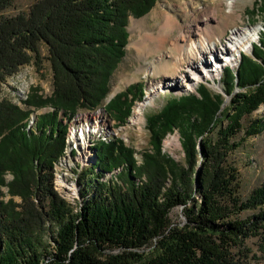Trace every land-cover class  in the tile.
Returning <instances> with one entry per match:
<instances>
[{
  "label": "trees",
  "instance_id": "obj_1",
  "mask_svg": "<svg viewBox=\"0 0 264 264\" xmlns=\"http://www.w3.org/2000/svg\"><path fill=\"white\" fill-rule=\"evenodd\" d=\"M157 1L37 0L28 12L5 16L13 0H0V89L22 66H41V44L48 46L54 77L50 97L37 90L29 96L33 110L0 101V264H246L240 248L264 232V183L244 198L231 155L264 133V117L246 128L242 122L264 104V54L257 46L260 61L243 55L237 70L225 69L230 104L204 83L197 93L171 96L148 118L154 151L145 152L141 164L122 140H99L79 168L82 201L74 205L55 189L54 163L67 144V123L106 98L126 53L130 17L144 16ZM140 95L142 84H132L106 111L124 122ZM38 109L48 110L28 128ZM175 129L185 163L162 152L164 137ZM96 164L98 179L88 189L81 176ZM3 185L8 201L1 198ZM177 207L184 219L174 223Z\"/></svg>",
  "mask_w": 264,
  "mask_h": 264
},
{
  "label": "rangeland",
  "instance_id": "obj_2",
  "mask_svg": "<svg viewBox=\"0 0 264 264\" xmlns=\"http://www.w3.org/2000/svg\"><path fill=\"white\" fill-rule=\"evenodd\" d=\"M36 1L13 0L12 5L3 10L2 14L14 16L21 12H28ZM226 2L227 0H158L150 12L144 16L140 18L131 16L128 23L129 40L126 53L111 77L109 93L99 105L100 108L97 107L94 110L80 109L78 111L77 123H79V129L90 126L95 128L94 130H98V132L107 130L113 137L112 141L120 139L126 146L132 148L136 162L141 164L144 160V153H153L154 151L151 140L152 133L148 127L149 116L158 113L171 96L182 97L189 93H197V89L201 83L206 84L216 92H223L222 79L225 69L230 67L233 70H237L241 62V55L238 54V61L235 64L225 65L218 78L208 77L207 80L200 81L194 89L187 90L185 89L186 82L184 83L179 79L180 74H188L189 68L186 61L184 60L181 66L178 67L175 65V59L169 56L177 54L171 46L173 39L177 35L181 33L185 35L190 26L194 30V33H198V29L200 31L204 30V33L209 38L214 40L215 38L221 39L218 47L222 49L223 45L228 42L227 40L233 29L260 26L259 41L252 44L250 51H242L241 53L246 60L254 58L260 61L254 56V49L257 46V50H261V55L264 54V0H236L230 12H227L226 5L224 4ZM167 17H171L174 25L170 32L171 37L169 39L171 41L162 51V53L168 55V57L165 56L164 61L170 64V67L165 68L158 54L143 58L137 53L135 46L131 47L130 44L132 42L141 44L148 33H153L154 35L160 33L165 27ZM202 17L209 19L202 21ZM196 37H199V34ZM40 53L42 57L40 67L31 62L22 66L17 73L7 77L0 89V101L8 99L23 110L29 111L34 109L33 106L27 104L29 96L33 91L37 90L44 98L50 97L53 94L54 77L51 62L48 60L49 51L46 44H41ZM218 55L221 54L218 53ZM215 57L205 55V57H202V61L205 62L206 58L209 60ZM194 61L198 63L200 57H196ZM201 67L205 68L206 66L202 64ZM228 72L230 73V70ZM138 82L142 84V95L133 101L130 115L124 122H120L114 115L106 111V105L118 93L127 90L130 85ZM153 84H157L158 87L156 89L153 88ZM241 90L240 88L236 89L237 92ZM150 93L153 94L152 96H156L154 104L149 103ZM223 94L226 99L225 105L230 104L232 96L226 93ZM138 107L142 108L145 118L142 123L134 120V113ZM46 110L48 109H38L32 113L28 121V128L34 127L36 115ZM260 117H264V104L251 115L244 117L242 120L243 127L246 128L253 120ZM223 124H226V121ZM69 126L70 123L68 122L67 129H69ZM73 127L77 128L76 126ZM79 129L78 132L81 133ZM243 129L238 132L236 136L237 140L245 135ZM69 132L70 129L67 132L68 135ZM216 133L217 131L214 132L213 137H216ZM173 135L179 136L180 147L171 146V148L165 144L166 140ZM73 140L74 142H71V146L65 147L57 163H54L53 182L56 191L62 198L74 205H78L82 201L80 193L82 186L79 184L78 175L79 168L83 167V164L87 163L89 159L82 148L83 146L87 148L85 145L86 141L81 139V141H78L74 137ZM71 147H73L74 151L71 150ZM161 148L163 153H166L177 162L185 163L186 153L182 144V136L178 129H175L164 137ZM231 160L239 170L241 194L244 198H247L254 189L264 183V133L247 138L232 153ZM98 166L99 164H96L94 169H88L81 176L82 183H86L88 189H93L96 185L98 179L96 170ZM101 169L103 170L104 166L101 165ZM13 178L11 172L5 174L6 182L12 181ZM1 191L3 193L1 198L4 201L12 198L7 185H3ZM83 193L87 194V191L85 190ZM13 198L19 204L22 202L19 196ZM252 213L253 211H248L245 214ZM170 216L174 223L181 222L184 219L182 207L175 208ZM240 249L243 251L242 254L247 255L245 259H243V256L240 257L246 264H264V232L261 235L248 238ZM240 249H236L235 253H240Z\"/></svg>",
  "mask_w": 264,
  "mask_h": 264
},
{
  "label": "bare ground",
  "instance_id": "obj_3",
  "mask_svg": "<svg viewBox=\"0 0 264 264\" xmlns=\"http://www.w3.org/2000/svg\"><path fill=\"white\" fill-rule=\"evenodd\" d=\"M235 1L236 0H227V2L224 3L226 5L225 7L227 9V12H230L233 9ZM208 19L203 18L202 21H206ZM173 25L174 21L171 20V17H167L165 27L162 31H160V33H158L157 35H154L153 33H148L145 37V40H143L141 44H139L138 42H132L130 46H135V50L143 58H147L150 55L158 54V56L160 57L159 59L161 62H163L162 64L164 65V67L168 68L170 67L169 62L164 61L165 56L168 57V55H165V53H162V51L165 49L166 45L171 41L169 38L171 37L170 32L173 29ZM198 30V33H194L192 27H188V31L186 32V34L183 35V33H181L180 35H177L173 39V44H171V46L177 52L176 55H169L175 59V65L179 67L185 60L189 68L187 71L188 74L186 73V75L185 73H182L180 74L179 78L182 82H186L185 89L187 90L194 89L200 81H205L208 77L218 78L221 72L223 71V67L225 65L235 64L238 61V54H240L242 57V51H250L252 48V44H254L256 41H259L261 27L251 26L233 29V32L230 34L227 40L228 42L223 45L224 47L222 49L218 47L219 41L221 42L220 38H215V40L211 39L206 36L204 30ZM198 34L199 37H196V35ZM218 53L221 55H218ZM205 55H210L214 57L215 55H217L218 58L215 57L209 60L206 58L205 63L204 61H202V57H205ZM196 57H200V61L198 63L194 61ZM202 64H204V66L206 67H201ZM157 87V84H153V88L156 89ZM152 95L153 94L150 93L149 103L154 104L156 96ZM78 115L79 113L77 112L75 116L69 121L70 132L69 135L67 134L66 137V146L67 148L68 146H71V142H74L73 137L78 141L85 140V145L87 146V148L85 146H83L82 148L85 150V154L88 155L86 157L90 159L91 150L93 147H95L96 143L99 140L109 143L112 142L113 137L110 133L107 132V130L98 132V130H94L95 128H92L90 126H87V128L82 127L81 129H79V123H77ZM134 120L140 123L145 120L141 107L136 108V111L134 113ZM73 126H76L77 128ZM78 129L81 131V133L78 132ZM165 144L170 147H180L179 136L173 135L169 137L166 140ZM71 150L74 151L73 147H71ZM85 164H83V166Z\"/></svg>",
  "mask_w": 264,
  "mask_h": 264
},
{
  "label": "water",
  "instance_id": "obj_4",
  "mask_svg": "<svg viewBox=\"0 0 264 264\" xmlns=\"http://www.w3.org/2000/svg\"><path fill=\"white\" fill-rule=\"evenodd\" d=\"M127 29H128V27H127ZM127 45H128V44H127ZM126 48H127V46H126ZM241 60H242V57H241ZM222 90H223V92H222V91H221V92H222V93H225L224 89H222Z\"/></svg>",
  "mask_w": 264,
  "mask_h": 264
}]
</instances>
